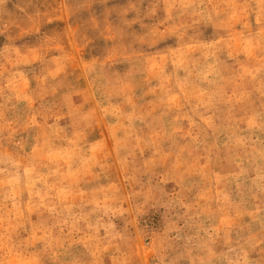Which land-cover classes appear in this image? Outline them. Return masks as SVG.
Returning a JSON list of instances; mask_svg holds the SVG:
<instances>
[{"label":"clouds","instance_id":"clouds-1","mask_svg":"<svg viewBox=\"0 0 264 264\" xmlns=\"http://www.w3.org/2000/svg\"><path fill=\"white\" fill-rule=\"evenodd\" d=\"M0 264H264V0H0Z\"/></svg>","mask_w":264,"mask_h":264}]
</instances>
